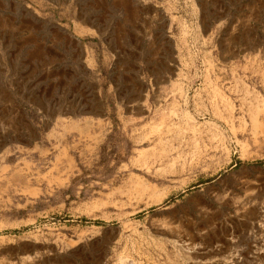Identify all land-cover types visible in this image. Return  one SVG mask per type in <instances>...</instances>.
I'll return each mask as SVG.
<instances>
[{
  "label": "rangeland",
  "instance_id": "1",
  "mask_svg": "<svg viewBox=\"0 0 264 264\" xmlns=\"http://www.w3.org/2000/svg\"><path fill=\"white\" fill-rule=\"evenodd\" d=\"M262 127L264 0H0V264H264Z\"/></svg>",
  "mask_w": 264,
  "mask_h": 264
},
{
  "label": "bare ground",
  "instance_id": "2",
  "mask_svg": "<svg viewBox=\"0 0 264 264\" xmlns=\"http://www.w3.org/2000/svg\"><path fill=\"white\" fill-rule=\"evenodd\" d=\"M74 128L76 127L74 126ZM60 153H61L60 155L64 154L66 156H69V149L67 148V145H64ZM43 154L44 153H42V155ZM57 158H59V155ZM172 173L174 176L180 174V172L177 171H174ZM163 174L164 175H160V177H162V179L166 181L167 176H165V172ZM38 176L39 178L41 177L40 174ZM36 178L39 179L38 177ZM130 188H131L130 191H132V193H135V195H137V199L141 200V204H138L137 206L134 207V210L136 211L142 208H149L155 205L162 204L172 192L170 188H161L160 184L154 183L153 181L147 178L143 179V177H139V176H136V181L132 186H130Z\"/></svg>",
  "mask_w": 264,
  "mask_h": 264
},
{
  "label": "crops",
  "instance_id": "3",
  "mask_svg": "<svg viewBox=\"0 0 264 264\" xmlns=\"http://www.w3.org/2000/svg\"><path fill=\"white\" fill-rule=\"evenodd\" d=\"M70 140H71V139H70L69 136L65 138V135H64V136H62V137H56L55 140H54V142H55L56 148L59 149V151L61 152V150L63 149L65 143H66V145H67V143H69L68 141H70ZM73 142H74V140H73ZM10 154H11V151L6 152V153H5V157L9 156ZM47 154H48L47 152H44V154L42 155V157H43L44 159H46V158H47ZM60 154H61V153H59V155H60ZM69 155H70V152H69ZM57 157H58V156H57ZM57 159H58V158H57ZM56 169H58V168H57V167L55 166V164H54V166L49 167V172H51V171H55Z\"/></svg>",
  "mask_w": 264,
  "mask_h": 264
}]
</instances>
